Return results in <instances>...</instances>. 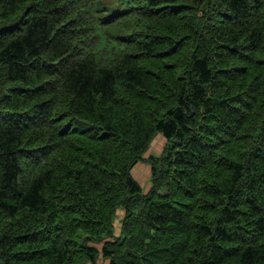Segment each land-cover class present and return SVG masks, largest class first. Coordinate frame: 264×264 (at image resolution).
Masks as SVG:
<instances>
[{"label":"trees","instance_id":"obj_1","mask_svg":"<svg viewBox=\"0 0 264 264\" xmlns=\"http://www.w3.org/2000/svg\"><path fill=\"white\" fill-rule=\"evenodd\" d=\"M100 260L264 264V0H0V264Z\"/></svg>","mask_w":264,"mask_h":264},{"label":"rangeland","instance_id":"obj_2","mask_svg":"<svg viewBox=\"0 0 264 264\" xmlns=\"http://www.w3.org/2000/svg\"><path fill=\"white\" fill-rule=\"evenodd\" d=\"M163 144H164L163 139L160 137V135H157L151 144L152 145L150 148L151 153L152 154L159 153L160 150L162 149ZM146 156H148V152H146ZM132 173L139 180L142 186L147 187L148 185L147 181L150 178V176H149V167L146 163L144 162L137 163L133 168ZM122 213L123 212L118 214L121 215ZM115 225H116V231L118 232L120 227L119 219L115 221ZM104 263H106V261L100 260L98 264H104Z\"/></svg>","mask_w":264,"mask_h":264},{"label":"clouds","instance_id":"obj_3","mask_svg":"<svg viewBox=\"0 0 264 264\" xmlns=\"http://www.w3.org/2000/svg\"><path fill=\"white\" fill-rule=\"evenodd\" d=\"M160 137H162L163 138V136L160 134ZM164 139V138H163ZM163 147V146H162ZM161 151V150H160ZM121 212H123V210H119L118 212H117V214L118 213H121ZM123 216V213L121 214V215H117V218L115 219V221L117 220V219H119L120 220V218ZM120 224V223H119Z\"/></svg>","mask_w":264,"mask_h":264},{"label":"crops","instance_id":"obj_4","mask_svg":"<svg viewBox=\"0 0 264 264\" xmlns=\"http://www.w3.org/2000/svg\"><path fill=\"white\" fill-rule=\"evenodd\" d=\"M162 138V137H161ZM163 139V138H162ZM163 142H164V139H163Z\"/></svg>","mask_w":264,"mask_h":264}]
</instances>
